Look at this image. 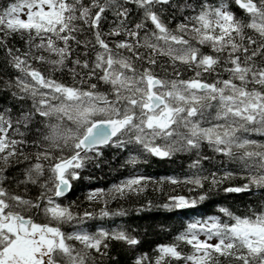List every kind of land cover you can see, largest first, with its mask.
Segmentation results:
<instances>
[{"label":"snow or ice","instance_id":"snow-or-ice-1","mask_svg":"<svg viewBox=\"0 0 264 264\" xmlns=\"http://www.w3.org/2000/svg\"><path fill=\"white\" fill-rule=\"evenodd\" d=\"M163 182L214 211L145 249L109 205ZM0 264H264V0L0 2Z\"/></svg>","mask_w":264,"mask_h":264},{"label":"trees","instance_id":"trees-1","mask_svg":"<svg viewBox=\"0 0 264 264\" xmlns=\"http://www.w3.org/2000/svg\"><path fill=\"white\" fill-rule=\"evenodd\" d=\"M3 2V0H0ZM17 43L18 41H14ZM180 157H175L171 161L157 162L153 160L150 165H141L140 170L146 174L152 175L159 180L160 176L174 175L180 170ZM120 173L127 174V171L124 169L118 170ZM135 171V170H133ZM96 180H85L83 183L85 185H94V186H107V183L112 182L113 178L120 179V175L117 172L107 171V174L101 177L100 173H96ZM99 181V183H97ZM238 183L239 181H234ZM156 186L149 185L144 192L140 193L137 196L130 197L126 202L122 204H117L113 202L109 205L110 208L123 207L128 214L124 217L115 218L121 223H126L133 227H137L138 230L142 233V247L145 249L152 242H165L168 241L171 236L179 230L184 221L198 216L199 213H204L205 215L211 214L214 211L213 206L208 202H201L200 205L196 206L195 211L188 210H168L161 207L166 201V196L171 194H188L187 189L183 186H174L169 185L167 182L158 183L159 190H155ZM87 190L86 188L84 189ZM224 195V194H222ZM228 199L226 203L233 204L234 206H239L240 201H248L250 199L247 195L241 194H227ZM77 196H81V190L78 187L77 191L73 193L69 199H75ZM82 199V196H81ZM151 202V207H145L142 211L136 212V208L141 204H147ZM84 205L81 204V208ZM89 224L100 223V221H89ZM107 226V225H105ZM161 226L167 231H162Z\"/></svg>","mask_w":264,"mask_h":264}]
</instances>
